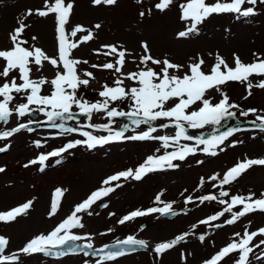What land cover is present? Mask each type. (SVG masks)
I'll use <instances>...</instances> for the list:
<instances>
[{"label":"rangeland","instance_id":"1","mask_svg":"<svg viewBox=\"0 0 264 264\" xmlns=\"http://www.w3.org/2000/svg\"><path fill=\"white\" fill-rule=\"evenodd\" d=\"M67 2L68 0H65V3ZM71 2L74 7L69 22L65 26L66 33H70L77 25L93 33L91 40L82 42L77 48L71 50V58L88 61V64L78 65V74L81 78H87L84 72L90 71L94 79L90 80L88 87L79 90L88 89L87 92L91 94L88 99L93 102L100 99L98 93L102 85L107 83L111 86L119 75L114 74L112 70L91 67L92 64L115 62V56L102 54L105 51L101 48L102 45H116L126 50L123 73L135 72L143 67L140 64V57L145 55L141 46L142 42L148 44L153 58L160 60L166 58L174 64L182 65L178 72L170 70L179 76H183L188 71L187 66L190 63L199 59L204 61L201 66L202 71L209 73L211 66L216 63L217 54L230 67L235 66L234 54L239 56L245 64L253 62L257 57L264 59V3H260V0H257L254 6V15L238 17L234 13L212 14L197 26V32L191 33L186 38L177 37L179 31L186 30L190 26L189 21L180 18L179 5L185 0H173V4L163 12L154 7L158 0H141L140 3H137V0H117L115 5H93L91 0H71ZM206 3L212 4L215 0H206ZM249 6L252 5L247 3L243 5L245 8ZM41 8H43V0H0V50L12 47L9 34L23 23L26 27L21 34V39L28 42L26 46L35 45L44 50L48 56H57L55 16L54 14L47 17L36 15L35 10ZM29 10H32V15H28ZM142 11L145 12L143 17L140 16ZM97 24L100 25L99 28H95ZM86 34L87 32H78L76 37H71V40L75 42ZM34 36L36 40L32 39ZM97 49L101 50L100 54L95 51ZM3 63L0 60V70ZM148 66L159 71L157 65L149 62ZM57 70L62 71V66L54 68L45 62L38 71L33 65L31 77L38 79L43 76L51 80ZM12 77H17V82H21L18 71H12L7 79L11 80ZM260 79H264V76L249 77L253 84L251 89H248L247 82L235 85H231L230 82L224 84L222 89L230 102L239 105L237 110H239L240 118H246L240 115V111L253 108L259 110L258 114L264 115V89L255 87ZM4 80V77H0V84H3ZM124 86L136 85L133 81L124 79ZM50 91V84L42 87V94L48 95ZM249 91L251 95H248ZM13 95L14 100L10 107L24 102L22 93H13ZM206 95L212 102H216L221 97L215 90H210ZM128 103V101L123 102L117 109L128 108ZM253 116L252 119L255 120L256 116L254 114ZM30 119L41 122L34 131L29 132L23 129L11 137L0 140V147L3 146L2 148L5 149L0 151V167L5 169L0 172V212L32 201L27 214L11 222H0V236L6 237L9 242L4 254L16 253L19 260L15 264H84L86 260L88 264H96L97 258L85 256L83 252L48 257L40 253L25 255L19 253V249L35 235L50 232L72 212L76 204L84 200L92 191L100 188L101 182L106 177L129 168L135 169L148 155L164 154L165 151L174 150V147L164 149L161 147L162 142L156 140L128 139L95 145L94 147L97 148H88L85 144H79L66 150L59 157H49L43 168L39 163L25 167L30 160L41 153L51 152L69 141L86 139L79 133H61L58 129L50 128L46 123V116L40 113L38 117L26 115L19 120L13 114L7 124L0 123V131L10 130L18 123ZM41 119L45 121V124ZM77 120L80 125L108 123L104 113H93L91 121L80 115L72 121H67L66 124L76 127ZM112 120L111 126L120 125V120L116 118ZM56 122L59 123V120ZM166 122L158 120L156 126ZM82 130L90 131L96 136L108 134L105 130L86 126ZM145 130L147 125H141L139 128L131 126L124 135L132 136ZM174 133L173 126L167 129L158 128L153 135L171 136ZM37 140L42 142L41 147H37L34 143ZM233 141H237L234 146ZM183 142L194 144V141H180L181 144ZM6 145L7 148L4 147ZM200 147L202 148L203 145ZM221 147L224 150H217V155L197 151L195 154L188 155L183 161H173L177 167L153 171L139 181L121 179L114 182L121 186L93 204L88 210L90 215L88 212L80 213L84 227L72 231L81 236L90 234L93 246L124 238L127 235H133L148 242V247L145 249L135 250L111 261H102L101 264H204V261L219 249L233 239H237L233 236L234 233L239 232L243 235L246 227L249 231L264 227V212L261 211L249 213L232 225L224 223L231 216L230 213H225L217 221L211 222L212 225L221 224L220 228L199 223L224 207L218 201L200 203L198 198L203 195H218L219 191L225 190L230 193V196H246L251 192L255 194V198H259L264 192V166L259 165L252 166L230 184L222 187L219 185V179H222L223 173L238 160L244 159L245 156L259 158L264 155V133L260 130H242L230 136ZM59 159L62 160L55 164ZM214 174H219L218 179L210 180L209 178ZM201 178L204 181L202 186ZM57 189H62V193L57 194ZM157 194H162L163 202H174L173 208L178 209L186 206L184 205L186 197L191 196L193 199L187 204L188 211L172 218L167 219L160 217L158 213H153L136 217L122 225L117 222L133 210L162 206L154 202ZM230 196L223 199L228 200ZM54 198L58 204L57 212L50 217L49 211ZM102 203L107 207H101ZM194 224L197 225L195 229L192 228ZM109 229L112 231L109 232ZM186 232L190 235L165 253L158 256L152 251L156 243L171 240ZM201 234H205L203 242L198 238ZM261 240H264V236L258 235L250 242L253 251L249 254L247 264H264V244L260 243ZM237 259L238 253H233L224 258L220 264H235Z\"/></svg>","mask_w":264,"mask_h":264},{"label":"snow or ice","instance_id":"2","mask_svg":"<svg viewBox=\"0 0 264 264\" xmlns=\"http://www.w3.org/2000/svg\"><path fill=\"white\" fill-rule=\"evenodd\" d=\"M140 2L141 0H137V3ZM91 3L93 5H115L117 0H91ZM245 3L252 6L245 8L243 7ZM260 3H264V0H260ZM172 4L173 0H158L154 7L163 12ZM256 4L257 0H215V3L212 4L206 3V0H185L184 3L179 5L181 10L180 18L181 20L189 21L190 26L186 30L179 31L177 37L186 38L191 33L197 32V26L212 14L234 13L238 17L254 15V6ZM73 7L74 5L71 0H68L67 3H65V0H51V2L50 0H43V8L35 10V14L40 17H47L50 14H54L55 16V31L58 42V54L56 57L48 56L44 50L35 45L26 46L28 42L21 39V34L26 27L23 23L9 34L12 47L0 50V60L4 62L2 70H0V77L5 78L4 83L0 84V123L7 124L13 114L19 120V118H23L26 115L34 117L36 113H40L46 116V123L50 128L58 129L61 133H79L86 138L84 140L69 141L58 149H54L48 153H41L35 159L30 160L25 167L29 164L39 163L41 168H43L45 161L49 157H59L66 150L72 149L79 144H85L88 148H93L95 145H104L109 142L128 139L156 140L162 142L161 147L164 149L170 146L174 147V150L165 151L163 155H148L144 162L139 164L135 169L129 168L106 177L101 182L100 188L92 191L84 200L76 204L72 212L50 232L35 235L19 249V253L25 255L42 253L45 256H63L67 253L91 249L92 255L102 253L96 262V264H101L102 261H111L125 255L127 251H134L136 246L147 248L148 242L129 235L123 240H116L112 245H104L100 249H94L90 234L81 236L72 231L73 229L84 227L79 214L88 212L90 215L91 213L88 210L93 204L121 186L119 183L114 184V182H118L121 179L139 181L153 171L164 168H175L177 165L173 161H183L188 155L195 154L197 151L213 156L217 155V150L223 151L224 148L221 145L235 132L240 131L239 127H228L227 130L219 132L218 135H209L207 138H203V134L198 137L188 135L187 129H203L206 125H212L214 126L213 132H215V126L221 125L228 118L235 117L236 113L232 109H239V105L230 102L229 97L222 92L221 86L229 81H239L242 84L247 82L248 89H251L253 84L249 80V77L252 75L264 76V59L257 57L253 62L245 64L240 60L239 56L234 54L235 66L230 67L217 54L216 63L211 66L209 73L206 74L202 71L201 66L204 64V61L203 59H199L196 62L190 63L187 66L188 71L183 76H179L170 70L178 72L183 67L182 65L174 64L166 58L163 60L153 58L150 55L148 44L142 42L141 46L145 55L140 57V64L143 67H140L135 72L123 73L122 68L125 64L126 50L120 49L116 45H102L101 48L105 50L102 54L105 56H115V62H106L99 65L92 64L91 67L93 69L112 70L114 74L119 75L111 86L107 83L102 85V89L98 93L100 99L94 102L89 101L83 95H80L78 90L81 86H89L90 80L94 79L93 73L85 71L84 76L87 78H81L78 74V65L80 63L88 64V61L71 58V50L77 48L80 43L91 40L93 33L80 25L75 26L70 33H66L65 26L69 22ZM32 14V10H29L28 15ZM144 15L145 12H140L141 17ZM99 27V24L95 25V28ZM78 32H87V34L82 35L77 41L73 42L71 37H76ZM32 39L36 40L37 38L34 36ZM95 51L97 54L101 53L100 49ZM45 62L54 68L62 66V71L57 70L51 80L43 76L38 79H32V66H36L39 71ZM149 62L159 66V71H156L153 67H149ZM14 70L18 71L20 83L17 82V77H12L11 80L7 79ZM124 79L133 81L136 86L125 87ZM45 84L51 85V91L48 95L42 94V87ZM255 87L264 89V79H260ZM210 90L220 92L221 98L218 102L213 103L207 98L206 94ZM13 93H22L25 102L10 107V104L14 100ZM248 95H251V91L248 92ZM125 101L129 102L127 111L118 110L117 107L112 106L116 102L123 103ZM169 104H171V107H169ZM197 104L199 106L193 109V106ZM74 106L78 109L80 115L85 116L88 121H91L93 113H104L108 118V123H87L86 125H80L79 120H77L76 127L68 126L66 124L67 121L76 119V114L72 111ZM258 112L259 110L253 108L240 111V115L247 117L250 113L254 114L256 119L252 121V124L264 130V115H260ZM115 117H128L130 124H123L119 130H114L111 124L113 123L112 118ZM57 120H59V123L56 122ZM158 120L167 122L159 124L158 127L153 126L152 122ZM32 123L39 124L41 122L30 119L27 123H18L17 126L12 127L10 130L0 131V139L11 137L14 133H18L23 129L32 132L34 129L28 127ZM141 125H147V130L132 136L124 135V132L130 126L139 128ZM85 126L106 130L108 134L93 135L90 131L82 130ZM173 126L175 128L174 135H153V133L157 132L158 128L167 129ZM182 139L194 141V144H181L180 141ZM34 143L37 147L42 146L40 140ZM232 143L234 146L237 141H233ZM201 145H203L202 148L200 147ZM4 150V148L0 147V151ZM198 163L201 162L198 161ZM256 165L264 166V157L248 158L245 156L244 159L238 160L237 163L223 173L222 179H219V185L222 187L230 184L252 166ZM4 170V168L0 167V172ZM218 177L219 174H214L209 179L215 181ZM203 182V178H201V186ZM213 186L215 187L216 185ZM62 191V189H57L56 193L60 194ZM161 195L157 194L154 202L162 204V206L149 207L145 210H133L117 222L122 225L136 217L153 213H158L162 216L168 214L177 215L178 213L172 206L174 202H163ZM229 196L230 193L228 191L221 190L218 195L208 194L199 197L200 203L218 201L219 204L224 205L222 210L207 216L205 219L199 221V223L220 228L221 224L212 225L211 222L217 221L225 213H230L231 216L224 223L232 225L249 213L255 211L264 212V192L260 194L259 198H255V194L250 192L246 196L231 195L230 199H223ZM192 199L191 196L186 197L185 204L187 205ZM31 206L32 201H27L8 211L0 212V222L14 221L17 217L27 214V210ZM100 206L107 207L103 203ZM237 206H240L239 210L233 211ZM57 207L58 204L54 198L49 211L50 217L56 214ZM109 215H114V213H109ZM196 227L197 225H192L193 229ZM108 231L111 232L112 229ZM188 235L190 233L186 232L177 235L171 240L156 243L152 251L159 256L167 250L172 249L179 242L184 241ZM258 235L264 236V227H260L255 231H249L246 227L243 235L239 232L234 233L233 236L237 239H233L219 249L210 259L204 261V264H220L224 258L233 253H238V259L235 261V264H247L249 254L253 251L250 242ZM198 238L203 242L205 234H201ZM82 240L86 242L76 243ZM8 243L6 237L0 236V264H15L19 260V256L16 253L4 254ZM260 243L264 244V240H261ZM89 254V252L84 251L85 256ZM84 264H88V261L86 260Z\"/></svg>","mask_w":264,"mask_h":264},{"label":"flooded vegetation","instance_id":"3","mask_svg":"<svg viewBox=\"0 0 264 264\" xmlns=\"http://www.w3.org/2000/svg\"><path fill=\"white\" fill-rule=\"evenodd\" d=\"M230 121V119H226V120H224V122H223V124H221V125H219V126H216L215 128H216V131L215 132H213V130H210V131H201V130H199V132H201L203 135H211V134H216V132L219 130V127H221V126H223V125H225V127L227 126H229V125H227V123ZM233 123L234 124H238L239 122L238 121H236V118H234L233 119ZM120 124L121 125H123V124H126L123 120L120 122ZM131 127V126H130ZM130 129V128H129ZM224 130V128L222 129V131Z\"/></svg>","mask_w":264,"mask_h":264},{"label":"water","instance_id":"4","mask_svg":"<svg viewBox=\"0 0 264 264\" xmlns=\"http://www.w3.org/2000/svg\"><path fill=\"white\" fill-rule=\"evenodd\" d=\"M114 242H111V243H108V244H105V245H112ZM79 244V243H78ZM127 247V246H126ZM100 248H102V247H99V248H95V249H100ZM137 248H141V247H139V246H136L135 247V249H137ZM85 251H87V252H92V250L91 249H84ZM98 254H100V253H96L95 255H98Z\"/></svg>","mask_w":264,"mask_h":264},{"label":"trees","instance_id":"5","mask_svg":"<svg viewBox=\"0 0 264 264\" xmlns=\"http://www.w3.org/2000/svg\"><path fill=\"white\" fill-rule=\"evenodd\" d=\"M81 95H83L85 98H88V96L86 94H81Z\"/></svg>","mask_w":264,"mask_h":264}]
</instances>
